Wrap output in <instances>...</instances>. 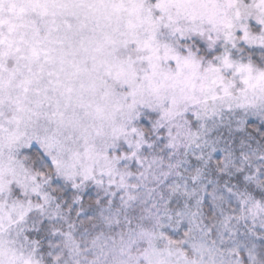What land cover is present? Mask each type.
<instances>
[{
  "label": "snow or ice",
  "instance_id": "6c2138e0",
  "mask_svg": "<svg viewBox=\"0 0 264 264\" xmlns=\"http://www.w3.org/2000/svg\"><path fill=\"white\" fill-rule=\"evenodd\" d=\"M0 264H264V0H0Z\"/></svg>",
  "mask_w": 264,
  "mask_h": 264
}]
</instances>
